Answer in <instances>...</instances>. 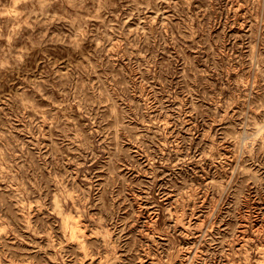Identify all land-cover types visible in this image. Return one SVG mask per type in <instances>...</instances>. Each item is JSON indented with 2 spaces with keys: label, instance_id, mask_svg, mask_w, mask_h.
Masks as SVG:
<instances>
[{
  "label": "rangeland",
  "instance_id": "374dc122",
  "mask_svg": "<svg viewBox=\"0 0 264 264\" xmlns=\"http://www.w3.org/2000/svg\"><path fill=\"white\" fill-rule=\"evenodd\" d=\"M0 264H264V0H0Z\"/></svg>",
  "mask_w": 264,
  "mask_h": 264
}]
</instances>
